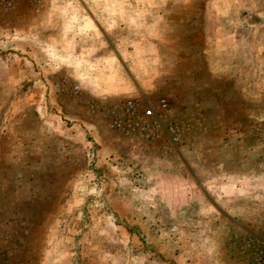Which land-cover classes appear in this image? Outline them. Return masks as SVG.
<instances>
[{
    "label": "rangeland",
    "instance_id": "374dc122",
    "mask_svg": "<svg viewBox=\"0 0 264 264\" xmlns=\"http://www.w3.org/2000/svg\"><path fill=\"white\" fill-rule=\"evenodd\" d=\"M58 4L123 63L148 53L176 144L115 133L25 58ZM0 264H264V0H0Z\"/></svg>",
    "mask_w": 264,
    "mask_h": 264
},
{
    "label": "crops",
    "instance_id": "0c3cea01",
    "mask_svg": "<svg viewBox=\"0 0 264 264\" xmlns=\"http://www.w3.org/2000/svg\"><path fill=\"white\" fill-rule=\"evenodd\" d=\"M66 7V4L57 5L58 11L61 12L57 16L60 18L52 23H48L51 22L49 20L51 18L50 11L45 12V14L41 12V14H38V18L33 16L35 25L39 26L34 25L35 34L33 32L26 38L25 58H29L30 61L33 59L37 65L40 64V67L44 65V62L50 66L48 59L56 60L57 58L59 64L57 63L56 70L59 73L61 72L62 76L67 77L69 81L78 83L87 92L88 96L95 97L99 102H105L111 96H115L113 95L114 92L139 98L145 104L151 103L149 101L152 99L150 100L148 96L154 99L161 96H171L159 84V76L163 72L157 71L154 66H150L149 61L145 59L148 53L145 51L132 52L129 54V63H123L118 52L114 53L115 49L113 47H110L111 50L106 49V39L103 40L100 37L93 36L88 41L86 33L92 30L88 26L90 23L83 22L81 18L80 21L76 18H68L65 11L69 8ZM73 9L77 8L73 6ZM85 24L90 30H86L87 26ZM31 65L32 68L28 69L29 72L33 71L32 62ZM43 67L45 69L49 68L45 65ZM41 71L45 75V70L41 69ZM143 76H150V78ZM50 90L52 92V89ZM58 90L55 87L56 96L54 95L53 98L49 94V98L56 105L61 106L67 115L83 117L87 114L78 98H73L69 106L66 104L67 101L65 102V95L59 93ZM170 96H167V98ZM86 117L89 118L92 126L95 125L94 128H96L97 125L94 124L96 121H92L93 117L90 114H87Z\"/></svg>",
    "mask_w": 264,
    "mask_h": 264
},
{
    "label": "built area",
    "instance_id": "2783aa9c",
    "mask_svg": "<svg viewBox=\"0 0 264 264\" xmlns=\"http://www.w3.org/2000/svg\"><path fill=\"white\" fill-rule=\"evenodd\" d=\"M81 92V86L74 83L73 93ZM85 100L88 111L104 117L108 127L121 136L147 143L166 138L172 144H176L179 139L180 127L173 121V118L168 117L167 113L170 108L164 97H160L156 104H145L137 98L121 96L110 98L102 103L91 98H85Z\"/></svg>",
    "mask_w": 264,
    "mask_h": 264
}]
</instances>
